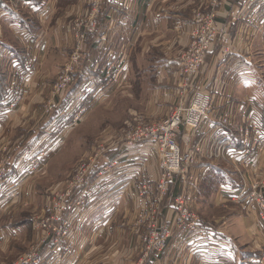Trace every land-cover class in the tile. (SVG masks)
Listing matches in <instances>:
<instances>
[{"label": "rangeland", "instance_id": "obj_1", "mask_svg": "<svg viewBox=\"0 0 264 264\" xmlns=\"http://www.w3.org/2000/svg\"><path fill=\"white\" fill-rule=\"evenodd\" d=\"M136 1L125 0V3L129 8ZM40 2H46L50 9L47 18L34 8L39 7ZM30 3L31 6L22 0H1L0 5V51L7 54V58L10 56L9 60L2 61L0 67V168L8 167L10 173L9 185L0 186V199L6 197L11 200L8 204L0 202V224L3 231L11 229L16 233L15 242L0 247V264H148L152 255L167 260L172 238L164 253L153 251L145 257L141 243L144 229L138 233L130 226V230L122 225L124 220L120 216L109 215L114 209L121 211L124 202L108 199L106 194L112 190L102 186L103 181L96 184L98 180L92 175V165L95 164L96 172H101L112 164L120 153L109 149L110 145H117L135 121L155 122L149 120L156 116L147 108L155 80L153 66L172 53L170 45L175 40L174 27L160 29V24H151L152 20H148L138 29L131 28L130 24L124 30L109 28L111 14L119 11L115 21L123 22L133 20L136 11L141 9L136 5V10L129 11L130 16L117 5L118 10L112 0H31ZM176 3L173 6L168 4L172 12L169 17L180 14L178 12L183 11V5L190 0H177ZM223 3L225 0H201L197 7L193 1L181 14L190 16L192 27L199 17L211 19L216 34L213 46L216 45L215 49L219 47L226 57L230 54L228 50L233 40L226 32L228 27L224 28L219 23ZM261 3L263 8L264 1ZM228 12L227 19L232 23L240 21L235 8ZM5 13L15 17L21 25V22H27L26 26L18 28L20 32L15 31L23 33L28 26L30 35L14 39L4 26ZM91 19L95 26L92 33L87 29ZM41 20H47L46 29H41ZM248 25L251 27L250 23L245 27ZM60 30L64 36L58 35ZM256 30L251 34L254 41L247 39L248 42L240 45L236 41L237 48L249 50L245 52L243 49L244 52L237 55L246 57L254 65L250 72L246 71L247 76H238L234 72L242 66L236 62L226 70L232 78L227 85L224 82L223 92H219L217 99H214L216 92L211 94L210 90L200 89L197 80L192 93L185 99L190 104L193 94L200 91L218 102V106L220 102L225 104V111L213 107L212 112H218L217 124L220 123L221 128L226 125L224 128L233 131V138L227 137L230 148L237 150L236 157L240 159L238 164L233 161L237 165L234 166L219 155L215 145L201 142L196 145L201 152L210 147L216 160L209 161L225 171L219 173L214 190L205 186V198L201 199L199 207L191 203L192 198L190 200L191 210L199 217L201 225H212L218 230L214 232L208 227L213 232V236L208 238L224 251L210 254L214 256L212 258L223 259L224 264L264 262V11ZM51 33L59 38L51 37ZM176 35V39L189 40L188 47L193 42L192 33ZM27 51L47 53L41 70L38 60L33 63L32 59L24 60L36 69L34 72L19 70L14 65L11 53L25 57ZM109 52L111 59L108 60ZM95 58L97 61L92 66ZM105 70L109 75L101 72ZM35 72L39 73L36 75ZM102 73L106 76L102 77ZM67 77L70 80L64 90H58ZM12 79L14 81L10 85ZM239 107L251 114L246 119L235 117ZM163 113L161 110L159 115ZM240 119L245 122L238 125ZM234 132L238 133L239 139H234ZM243 134L246 139H243ZM192 137L194 135L183 139L182 131L179 136L182 153L184 148L189 149ZM39 153L45 155L41 160L38 159L40 155L37 156ZM35 156L36 163L31 165L34 162L31 158ZM37 163L40 164L37 166ZM30 165L35 166L33 173ZM21 180L28 187L18 188L16 184ZM171 193L176 195V189L170 191L169 199L161 205V217L164 203H171L173 199ZM63 204H66V209L61 211ZM91 206L92 223L87 225L85 210ZM226 249L234 254L233 259L227 255ZM201 258L194 255L197 263ZM142 260L145 263H140Z\"/></svg>", "mask_w": 264, "mask_h": 264}, {"label": "crops", "instance_id": "obj_2", "mask_svg": "<svg viewBox=\"0 0 264 264\" xmlns=\"http://www.w3.org/2000/svg\"><path fill=\"white\" fill-rule=\"evenodd\" d=\"M22 1L24 3L27 2V4L25 5H28L29 3L31 6V3H30L31 0H22ZM112 1L116 4V8L118 10H120V8L117 7V5L121 7V11L123 13L125 12L126 14H129L130 16L132 15L131 13H129V11L136 10L138 6L141 8L139 12H142V13L139 14V12L136 11L133 20H129V21L126 20L122 22L121 20L115 21V17L119 15V11L115 12L110 15L111 21L108 22L109 28L119 27L120 29L124 30V28L128 26V24H130L131 28H133L134 26V28L138 29V28H142L146 21L152 20L150 21L151 24H155V25L160 24L159 26L160 29H164V27L166 28L164 30H169V29H172L173 27L175 29L174 31L175 40L170 45V47L173 49L172 53H169L166 57L162 58V62H157V64L153 66L155 80L152 85V95L147 100V108L152 110L153 116H156L149 120L157 121V120L165 119L167 115L169 114V112L172 110V108H174V105L179 100L178 83L180 79V74H179L180 58L182 54L186 52V50L188 49V45H189V40H187L186 38L178 37V39H176L175 38L177 37L176 33H179V35H186V33L187 34L191 33L192 28H193L190 16L183 17L181 13L185 12L184 8L185 10L186 8H189L190 5L193 4V1H194L195 6L197 7L200 6L201 0H190V3H188L185 6L183 5V8L181 9L183 11L178 12L181 15L175 14L173 17H169L168 14L172 15L171 14L172 12H170V7L168 8L167 6L169 3L172 6L177 5L176 3L177 0H157V1L155 0V3L153 2V0L152 1L137 0L136 1L137 3L135 5H134L135 2L132 3L129 6V8H128L127 3H125V0L122 2H120L119 0H112ZM148 1L150 2V4ZM258 1L260 2V4H258L259 3ZM262 1L264 0H257V1L256 0L255 1L254 0H242V1L241 0H225V3H223L222 5V8L219 14L221 18L219 20V23H220V26L223 25L224 28L228 27V29H226V32L229 34L230 40L231 41L233 40L232 44L230 43L231 49H229L230 51L228 50L230 54L225 57L219 47H216L215 49L214 47L216 45L212 46L211 47V49H213L212 53L209 55L208 59L206 60V66L202 70L200 77H198L197 79L198 87H200V89H207L208 91L210 90L211 94L213 91L216 92L214 99H217V97L219 96V92H223L222 86L224 82L227 85L228 80L232 78V77L229 78V76L231 75H229L228 71L226 72V70L232 64H235L236 62L242 63L241 64L242 66L234 71L235 73L237 72L238 76H240V74H244L247 76L248 72H250L249 70L254 68V65L253 66L251 65V61L249 59H247L244 56L237 55V54H242L244 52L243 49H245V52H249V50L246 47H243L242 49L237 48L236 46L238 45L236 44V41L238 40L239 45L241 42H248V40L250 42L254 41V39L251 38V34L257 31L256 28H258V22L260 20V16L262 15L264 11V7L262 8V4H263L261 3ZM161 2L163 3L161 4ZM165 2H169V3L167 5H164ZM0 5H1V0H0ZM46 5H47L46 2L44 3L40 2L39 7L37 5H35L37 7H34L36 10H38V14L41 15L43 18H47L50 13V9ZM122 6L126 7L127 9L126 8L123 9ZM232 7L235 8L238 14L239 20H240L237 23L235 22L232 23L229 19H227V17L229 16L228 11H230ZM4 16H5V18H3L5 19L4 26L9 30V33L14 39L17 40L19 37H22V36L26 37L27 35L28 36L30 35V33L27 31V29H29L28 26L26 27L25 30L22 31L23 33L19 34L15 31V30L19 31L18 28H21L22 26H26L27 22H21L22 23L21 25L20 22H18L19 20L15 21V17H13L12 15L10 14L8 15V13L7 14L5 13ZM121 17L125 18V16H122V15ZM41 22H42V25L41 23L39 24L41 25V29L43 28L46 29L44 25L46 24L47 20H41ZM244 22L250 23L251 27L249 25L245 27L246 23ZM164 23H166V26H164ZM51 24H54L53 21L51 22ZM48 28L49 26L47 27V31H48ZM166 32L168 31H164V33ZM58 35H62V30H60V33ZM50 36L55 37L53 36L52 33ZM62 36H64V34ZM122 36H124L123 33H122ZM55 38L58 39L59 37H55ZM96 48H98V46H96ZM110 53L111 52H109V54L107 55L108 60L111 59V57H109ZM11 54H12L11 59H14L15 61L14 65L18 67L19 70L26 69L27 71L29 70L31 72H34L33 70H36V69L32 67V65L28 66L27 62L26 63L24 62V64H22V61H23L22 58H24V60L32 59V63L33 61L38 60V62H40L39 64L40 70H41V66H43L47 58V53L43 55V53L39 54V53H36L35 51L28 52L27 54H25L26 55L25 57L18 55V53L16 54L11 53ZM230 55L231 57H229ZM6 56L7 54L0 51V67L2 66V61L10 59V56L8 58ZM224 60H226V63L222 64ZM95 61H97L96 58L92 61V66L95 65ZM111 61H113V59ZM246 71L248 72L246 73ZM101 72H107V71L105 70ZM38 73L35 72L36 75ZM101 75L102 77H105L106 73H102ZM107 75H109L108 72H107ZM13 81L14 79L10 80L9 84L11 85ZM221 100L223 101V99ZM219 104L220 105L218 106V102L216 103L214 102L213 107H215L218 111L221 108H222V111H225L226 110V108L224 107L225 104L222 102H220ZM230 107H232V105H230ZM161 110L164 113L162 115H159ZM239 110H240V107H239ZM249 115H248V110L244 111L243 108H241L239 113H237V115L236 116L234 115V116L235 117L238 116V117L246 119ZM17 118L19 119L20 117H17ZM217 118H218V112L213 110V112L210 113L209 117L206 119L205 123L203 124L201 131H199L197 135H194V137H192L189 140L190 141V144L188 142L189 149L184 148L185 157H187L193 151V148L197 149L196 145L198 146L200 142L205 145L208 143V146L215 145L211 142V140L213 141L212 136L215 135V133H213L214 127H212V125L217 124L218 122ZM241 121L242 119H240V122H238V125H240V123L245 122V121L244 122H241ZM224 130H226L229 137L233 138L231 135L233 134V131L230 128L225 127ZM233 136H234V139L236 137L239 139L237 132H234ZM236 152H237L236 149H232L231 150L232 157L230 158L235 157ZM213 154L214 153L211 151L210 147L207 151H202L201 153H199L198 157L201 156L200 163L197 164L194 167V169L188 170L187 179L183 178L184 176L182 175H181L182 177L177 176V178L174 180L173 184L171 185V188H172L171 190L176 189V193H177L176 195H180L182 192L186 194L187 193L186 191H190L191 198L193 199L191 203L192 204L194 203L196 207H199V204H201V199L205 198L204 197L205 186L208 185L207 187H210V190L211 189L214 190L215 189L214 185L216 184V179L219 177V173L225 172L218 166L211 163V161H209L212 159L216 160ZM230 158H226V159L229 162H231ZM115 160L119 163V166H120L119 169L115 171L111 176H105L106 179H103L100 181H103L102 186L108 187L109 190H112V192H110L109 194H106V196L109 195L108 199H111V200L120 199L121 202H124L122 206L123 208L121 211H117L114 209L109 215H111V217L120 216V219L124 220V222H122V225L132 230L130 226L133 227L135 218L138 214V210H136V206H137L136 199L138 197L137 172L139 170L138 169L139 165L137 164H144L145 171L152 178H157L158 173H159L158 160L156 159V155L152 153L151 148L148 146L139 148L130 157L124 156L123 154L121 155L119 154ZM232 164L236 166V164L234 163ZM191 177L195 179V183L192 185L190 189L186 190L187 185L192 184L189 181ZM23 180H21L20 184H16L18 188L28 187L27 184H23L25 182ZM96 184H99V181H97ZM176 195H173V193H171V196L173 197V199L171 200V203L176 197ZM1 201L6 202L8 204V201L10 202L11 200L5 197L3 200L0 199V202ZM171 203H166V205L164 203L162 207L163 219L171 217V213L169 209V205ZM115 204H116V201L114 202L113 206ZM1 210L2 209L0 206V212ZM85 211H86L85 214L88 217L86 223H88L87 225H90L92 223V206L89 207ZM0 220H1V214H0ZM208 227L211 228L212 231L218 232V230H215L214 226L208 225ZM15 234H16L15 231L12 233L11 229L3 231L1 229V224H0V247L2 246V244L6 246L7 244L15 242L16 241ZM128 235L131 238H133L131 232H129ZM206 243L207 242L198 241L193 238L187 239V237H184V238L173 237L170 240L169 246H168L169 247L168 259L166 260V258L160 257L159 255H152V257H150L148 260V264H224L222 262L223 259L221 261L218 258H212L214 256L210 254L211 252L217 253L218 251L219 252L224 251L219 246V244H216L215 242H213L211 244V247H208V244ZM196 251H199V254H195ZM226 251L228 253L227 255L233 259L234 254L229 252L227 249ZM194 255L202 257L200 262L197 263V259L194 260ZM62 264H64V262H62ZM238 264H240V262Z\"/></svg>", "mask_w": 264, "mask_h": 264}, {"label": "built area", "instance_id": "obj_3", "mask_svg": "<svg viewBox=\"0 0 264 264\" xmlns=\"http://www.w3.org/2000/svg\"><path fill=\"white\" fill-rule=\"evenodd\" d=\"M90 26L87 27L92 33L95 26L92 24V19L89 21ZM213 21L204 17H199L198 21L193 23L192 35L193 42L188 47L180 58L179 64V84L178 95L181 96L176 106L171 110L165 119L155 122H142L135 121L131 130L126 136L118 142V144L110 145L111 150L118 151L124 156H131L136 150L141 147L148 146L151 151L156 155L159 165V173L157 178H152L144 168V164H137L138 167V197L136 199V210L138 214L135 218L133 228L140 232L145 231L141 236L142 249L144 256L147 257L148 253L156 251L162 254L166 251L168 241L174 236L195 237L196 239L212 244L214 240L208 238L213 236V232L208 227L202 226L199 217L191 210V192L182 193L176 196L172 203L169 205L171 217L163 219L160 214V207L166 199L170 197L171 185L176 176H184L187 179L188 170L200 163L201 153L200 150L195 149L189 156L185 157L182 153L179 144V136L183 131V139L191 135H195L202 129L203 124L212 112L214 101L212 98L203 92H195L191 103L185 102V99L190 95L191 90L194 88V83L198 79L200 73L199 68L204 69L206 66L205 59L210 52L211 47L214 45L216 34L214 33ZM204 60V64H203ZM200 69V70H201ZM69 78L63 81L61 88L64 90L65 85L69 82ZM14 106H11L13 108ZM221 124H214L212 127L214 136H212L220 156L230 158L231 156V143L229 142L228 134ZM250 135V134H249ZM247 135L248 140L250 136ZM260 136V134H259ZM257 136V138L259 137ZM246 139L243 134V139ZM224 144H223V143ZM39 160L45 157L44 154H38ZM31 158L34 161L31 165L36 163V158ZM187 158V159H185ZM129 159V158H128ZM145 159V158H144ZM231 162L235 161L237 164L240 159L238 157L230 158ZM247 160V159H246ZM40 163H37V166ZM184 164L186 167H184ZM235 164V163H234ZM30 165V166H31ZM237 166V165H236ZM119 163L115 160L111 165L97 171L95 164L92 165V175L97 176V180L106 179L104 176H111L119 169ZM131 167V166H130ZM35 171V166H31L30 172ZM9 168H0V185L8 184ZM85 172V171H84ZM8 173V175H7ZM9 177V178H8ZM102 178V179H101ZM189 181L192 183L187 185L186 190L190 189L195 183V179L191 177ZM82 184V183H81ZM9 185V184H8ZM256 186V185H254ZM237 199V197H236ZM81 205V203H79ZM66 209V204H63L61 211ZM158 218L160 221H158ZM49 221V220H48ZM44 228L46 226L44 225ZM140 263H145L142 260ZM264 264L263 260L262 263Z\"/></svg>", "mask_w": 264, "mask_h": 264}, {"label": "bare ground", "instance_id": "obj_4", "mask_svg": "<svg viewBox=\"0 0 264 264\" xmlns=\"http://www.w3.org/2000/svg\"><path fill=\"white\" fill-rule=\"evenodd\" d=\"M206 60H207V58L205 59V63H206ZM203 64H204V60H203ZM200 69H201V68H199L198 72H199V73H202V70H203V69H201V70H200Z\"/></svg>", "mask_w": 264, "mask_h": 264}, {"label": "trees", "instance_id": "obj_5", "mask_svg": "<svg viewBox=\"0 0 264 264\" xmlns=\"http://www.w3.org/2000/svg\"><path fill=\"white\" fill-rule=\"evenodd\" d=\"M23 57V56H22ZM22 64H24V58H22ZM0 93H1V86H0ZM0 97H1V94H0Z\"/></svg>", "mask_w": 264, "mask_h": 264}]
</instances>
